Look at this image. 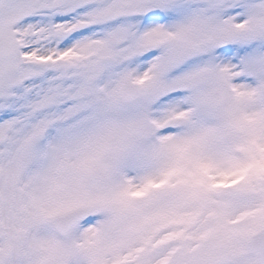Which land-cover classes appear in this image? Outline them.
I'll return each mask as SVG.
<instances>
[{"label":"snow or ice","instance_id":"1","mask_svg":"<svg viewBox=\"0 0 264 264\" xmlns=\"http://www.w3.org/2000/svg\"><path fill=\"white\" fill-rule=\"evenodd\" d=\"M0 264H264V0H0Z\"/></svg>","mask_w":264,"mask_h":264}]
</instances>
